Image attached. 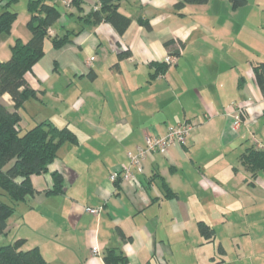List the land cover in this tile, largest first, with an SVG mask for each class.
Masks as SVG:
<instances>
[{"label": "crops", "instance_id": "crops-1", "mask_svg": "<svg viewBox=\"0 0 264 264\" xmlns=\"http://www.w3.org/2000/svg\"><path fill=\"white\" fill-rule=\"evenodd\" d=\"M98 1L67 9L73 13L51 29L72 30L71 41L55 48L45 38L44 55L25 74L37 95L19 109L22 125L23 113L28 125L48 119L69 126L78 142L64 143L47 171L31 176L36 192L8 218L0 245L23 238L50 264H106L107 248L126 264H264V172L252 180L240 161L254 142L264 149V96L251 69L264 60V0L236 9L208 0L182 14L176 0H123L118 10L132 18L123 34L80 18ZM7 34H0V61L16 37L31 35L16 23ZM171 39L183 42L177 63L150 78L152 64L174 48L165 45ZM126 49L131 55L118 61ZM2 99L13 106L9 94ZM233 102L245 107L237 128L227 114ZM182 120L194 124L184 145L149 153L133 180L110 179L145 134H164ZM52 171L63 175L60 193H47ZM156 173L176 197H164ZM100 205L99 216L85 210ZM200 219L214 227V239L203 240Z\"/></svg>", "mask_w": 264, "mask_h": 264}, {"label": "trees", "instance_id": "trees-1", "mask_svg": "<svg viewBox=\"0 0 264 264\" xmlns=\"http://www.w3.org/2000/svg\"><path fill=\"white\" fill-rule=\"evenodd\" d=\"M11 1L14 0H9L3 4L2 0H0V34L9 33L16 19L17 12L9 9ZM55 1L27 0L28 20L26 25L31 33L30 38L23 41L20 37H16L9 45V57L0 61V234L5 233L8 226V218L15 212L18 204L36 192L31 182V176L46 172L48 165L57 157L58 150L64 143L76 144L78 142L76 133L67 125L57 126L51 120L45 119L35 122L26 128L21 123V115L19 113V109L23 107L24 102L37 95V91L28 85L25 74L32 71L33 66L44 55V39L50 38L52 45L58 48L71 41L70 36L74 33L72 30H66L61 35L54 34L50 36L47 33L48 28L57 22L60 23L63 17L73 13L72 11L68 12L67 9L79 11L84 3V0H72L68 5H63L57 0L63 6V10H61ZM121 1L123 0H99L90 12L80 18L88 21L89 24H95L100 21L109 22L119 34H123L132 18L118 10ZM207 1L176 0L174 8L178 14H182L181 10L186 5L204 4ZM228 1L234 9L247 3V0ZM95 6L97 7L95 8ZM137 20L146 28L151 27L148 19L138 18ZM165 45H174V48L167 56H175L176 60L175 62H168L165 59L166 56L161 63H153L152 65L155 66L156 70L150 73V78L175 65L182 53L183 42L181 41L175 42L171 39L165 41ZM130 55L131 51L129 49L122 50L118 53V61ZM251 63L253 78L262 96H264V60L251 61ZM114 66L118 67V63ZM5 93L10 95L14 102L13 106H9L2 99V95ZM236 105L241 108L240 117L242 123L245 107L233 102L232 110ZM182 122H188L194 127V124L188 120H182L169 127L177 126ZM189 133L186 135L184 143L180 145L186 143ZM240 161L253 180L259 172H264L263 147L258 148L256 143L254 146L246 147L240 154ZM123 169L111 173V175L116 173V178L112 180L116 184L119 177L123 178ZM51 177L52 186L47 190V193L56 194L62 192L64 179L61 172L52 171ZM155 177L160 180L164 197H176V193L159 173H156ZM4 197H8L9 201H6ZM197 227L204 241H210L215 238L214 227L205 220H198ZM121 235H123L122 232ZM24 242L23 238H19L0 245V264H50L38 246L25 248L23 247ZM220 251L223 252L222 247H220ZM103 259L106 264H126L127 261L126 256L115 248H107Z\"/></svg>", "mask_w": 264, "mask_h": 264}, {"label": "built area", "instance_id": "built-area-1", "mask_svg": "<svg viewBox=\"0 0 264 264\" xmlns=\"http://www.w3.org/2000/svg\"><path fill=\"white\" fill-rule=\"evenodd\" d=\"M61 4L68 5L72 0H59ZM98 6V5H97ZM95 6V8L97 7ZM47 33L50 36H53L55 33L50 28H48ZM92 58H90L91 60ZM166 61L168 62H175V56H167ZM89 60V61H90ZM240 106H234L233 110L228 112V115H232V123L234 127H238L241 123L240 117ZM193 128V125L188 122L179 123L177 126L169 127L165 134L158 135V134H145L144 135V144L138 145L135 148V151H127L126 155L128 157V164L122 170V176L124 179L133 180L135 176L132 172V169H142L143 161L151 152H164L171 144L178 143L182 144L185 141L186 135L190 132ZM258 148H262L263 144L261 142H255ZM116 178V173H113L110 176L111 180ZM102 206L97 207H86L85 210L94 216H99L102 212ZM93 255L99 254V249L97 246H94L92 249Z\"/></svg>", "mask_w": 264, "mask_h": 264}, {"label": "rangeland", "instance_id": "rangeland-1", "mask_svg": "<svg viewBox=\"0 0 264 264\" xmlns=\"http://www.w3.org/2000/svg\"><path fill=\"white\" fill-rule=\"evenodd\" d=\"M7 1H9V0H2V3L4 4ZM247 1H248V7L249 8H252L257 3V0H247ZM55 2H57V0ZM56 5H58L59 8L61 10H63V6L60 3L57 2ZM0 9H1V5H0ZM9 9L17 12V16H16V19H15L14 23H16L18 26H24V27L26 26L27 27V25H26L27 20H28L27 0H14V1H11ZM247 10H245L244 12H246ZM256 12H259V11H256ZM253 16H254V13L252 12V17ZM258 19H264V14L262 16H260L258 14ZM3 35L4 36H8L9 34L3 33ZM7 45L5 46L6 52L8 51L7 50L8 49ZM9 51H10V49H9ZM0 52H2V49H0ZM23 116H24L23 126L27 128L31 124H29V125L27 124L29 118H27L25 113H23ZM4 199L6 201H9L8 197H4Z\"/></svg>", "mask_w": 264, "mask_h": 264}]
</instances>
